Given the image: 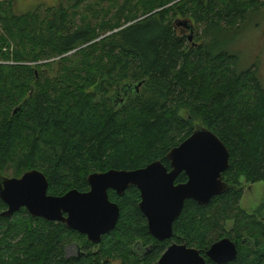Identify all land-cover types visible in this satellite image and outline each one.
<instances>
[{"label": "trees", "instance_id": "16d2710c", "mask_svg": "<svg viewBox=\"0 0 264 264\" xmlns=\"http://www.w3.org/2000/svg\"><path fill=\"white\" fill-rule=\"evenodd\" d=\"M86 1L75 0V8ZM117 2L118 16L97 23L83 17L76 27L75 14L63 6L46 8L42 17L38 11L17 15L13 1H0V171L18 159L13 177L38 169L51 195L87 192L94 172L137 170L155 161L170 169L169 153L199 119L230 151L223 173L230 188L209 204L187 200L173 239L203 255L229 237L240 251L229 264H264V221L240 206L242 180L264 182V88L257 69L239 71V56L227 49L237 26L264 0H114L110 12ZM181 16L227 27L208 25L210 45L188 50L173 22ZM140 82L137 91L133 85ZM185 108L187 114L179 113ZM187 180L182 173L176 183ZM109 196L121 207L116 228L100 250L75 259L66 257L65 247L85 235L26 208L4 217L7 204L0 198V264H75L119 255L138 264L124 252L151 238L139 190ZM166 246L160 243L152 260Z\"/></svg>", "mask_w": 264, "mask_h": 264}, {"label": "water", "instance_id": "95a60500", "mask_svg": "<svg viewBox=\"0 0 264 264\" xmlns=\"http://www.w3.org/2000/svg\"><path fill=\"white\" fill-rule=\"evenodd\" d=\"M178 25L190 28L192 40L195 28L185 20H178ZM133 86L139 91L142 82ZM18 111L19 107L14 113ZM168 158L170 169L155 161L137 170L94 172L88 177L89 191L73 189L62 196L49 194L46 175L36 169L20 178L0 176V198L7 204L1 215L12 217L26 208L34 217L65 224L100 243L105 234L116 228L121 216L120 206L110 200L109 191L123 196L128 188L135 186L141 193L139 208L147 219L150 234L165 241L173 237L174 223L182 215L187 200L209 204L230 188L223 173L231 165L228 147L216 133L204 127H197L171 150ZM182 173H186L187 182L176 183ZM238 254L237 244L225 237L214 242L206 256L224 264L235 261ZM158 264H207V259L197 248L175 243L166 249Z\"/></svg>", "mask_w": 264, "mask_h": 264}, {"label": "rangeland", "instance_id": "374dc122", "mask_svg": "<svg viewBox=\"0 0 264 264\" xmlns=\"http://www.w3.org/2000/svg\"><path fill=\"white\" fill-rule=\"evenodd\" d=\"M0 1H13V9L17 15H21L24 13H31L32 11H38V14H41L42 17H45V15L49 14L48 11H45L46 8L54 7L55 10L56 7L59 8V6H63V8L66 9V11L75 14L74 21L76 27H78L79 24L82 22L83 17L89 19L90 22L94 21L95 23L102 20V18L107 17L109 14L116 17L119 15L118 9L120 7V3L117 2L118 3L117 7L114 8L112 12H110L111 9L110 5L114 0H87L86 2H84V4L81 6L80 9L75 8L76 7L74 3L75 0H0ZM168 7L169 6H164V8H161L158 11L165 10V8ZM106 11L108 12L106 13ZM179 19L188 21L190 25L195 28L194 37L192 40H190L188 38L189 35L191 34L190 28H187V25H178L181 26L184 30H187V32L184 33V31L178 29L179 31L177 34H179L180 36L182 34L188 35L187 38L189 40L188 39L185 40L186 45L189 48L188 50L199 49L200 51L201 49L206 48L210 45V42L212 41V37H211L212 35H206L204 33L205 29L208 28V25H215L217 28H222L221 26L227 27V25L224 22H219V20H211L210 18H209L210 22L206 20H202L204 22L201 21L199 22L195 18L181 16L174 18L173 22H176ZM136 21L137 20L133 21L132 23ZM129 25L127 24L125 27ZM237 27L238 28L240 27L239 28L240 30L234 32L235 39L227 45V49L229 46L228 50H231L233 53L239 56V62H238L239 71H245L249 68L257 69V75L259 81L262 87L264 88V2L262 6H260L257 10L251 12L247 16L245 21L242 22V24ZM188 111L189 109L185 108L184 110L183 109L180 110L179 113L183 115V114H187ZM199 122L202 121H200L199 119L195 121L194 124L195 128L201 127L199 126V124H201ZM19 161L20 160L18 159H12L11 163L2 165V168H4L5 170L3 171V169H1L0 176L12 178L13 173L15 172V167L13 163L17 164ZM242 188L244 189V194L242 196L240 206L249 214H253V215L256 214L259 217V219L264 221V182L261 181L255 184H250L249 182L242 180ZM230 226H232V223L227 222L226 228L229 231H231ZM146 240L148 239L146 238ZM126 250L127 248L124 251ZM68 252L70 256L72 255L78 256L77 254L78 253L80 254L82 251L80 249H78L77 251L74 247L73 249H69ZM124 253L129 254V252H124Z\"/></svg>", "mask_w": 264, "mask_h": 264}, {"label": "flooded vegetation", "instance_id": "af4514ba", "mask_svg": "<svg viewBox=\"0 0 264 264\" xmlns=\"http://www.w3.org/2000/svg\"><path fill=\"white\" fill-rule=\"evenodd\" d=\"M178 29H181L182 31H184V33H186L187 32V30H184L181 26H176V32L178 33ZM181 36H183V39H185V40H187L188 38H187V36L188 35H184V34H182ZM189 40V39H188ZM12 178H14V177H12ZM132 187H135V186H132ZM137 188V187H136ZM138 189V188H137ZM90 190V189H89ZM139 190V189H138ZM110 191H114V190H110ZM109 191V192H110ZM114 192H116V191H114ZM117 193V192H116ZM118 194V193H117ZM139 194H140V201H141V193H140V191H139ZM124 196V195H123ZM110 197V196H109ZM112 201V200H111ZM140 201H139V203H140ZM112 202H114V203H117L119 206H120V204L118 203V202H115V201H112ZM120 209H121V207H120ZM140 209V208H139ZM141 211V210H140ZM142 213V212H141ZM143 214V213H142ZM145 217V216H144ZM146 219V218H145ZM147 220V219H146ZM147 225H148V222H147ZM76 232H78V231H76ZM78 233H80V232H78ZM110 233V232H109ZM109 233H107V234H105L103 237H102V240H101V242L100 243H94L93 241H91L90 239H89V237L87 236V235H85V234H83V235H85V238L86 239H84V240H77V239H74L72 242H70V243H68V245L65 247V252H66V257L67 258H78V256H79V258H83V257H85V256H87L88 254H92L93 252H95V251H98V250H100V247H98L101 243H102V241L104 240V237L106 236V235H108ZM81 234V233H80ZM173 237H174V235H173ZM173 237L172 238H170V239H167V240H165V241H159V240H157L156 238H154L152 235H151V238L149 239V240H147L146 242H144L143 240H141V239H138L135 243H134V245H132V248H131V250H128V252H129V255H130V259H131V261L133 262V263H138V264H151V263H153V264H158V261H159V259L161 258V256L163 255V253L166 251V249L169 247V246H171L172 244H182V243H185V242H177V241H175L174 239H173ZM86 241H88L89 243H91V244H93V245H86V244H84V242H86ZM236 244H237V242L235 241V240H233ZM243 242H248V240L247 239H244L243 240ZM160 243L162 244H165V245H167L166 246V249H165V251L161 254V256L159 257V258H157V259H155V261L154 260H152V258L155 256V251H156V247L158 246V245H160ZM187 244V243H186ZM83 246H87L89 249V251H87V250H85L84 248H83ZM75 247V249L78 251V249H80L82 252L79 254H77L78 256H76V255H72V256H70L69 255V252H68V250L69 249H73ZM210 248V247H209ZM237 248H238V244H237ZM84 250V251H83ZM238 251H239V248H238ZM74 253V252H73ZM206 253H207V251L205 252V254H203V256L204 257H206V259H207V264H212V263H214V264H218V263H215V262H213L209 257H207L206 256ZM239 253H240V251H239ZM238 256H239V254H238ZM92 257V256H91ZM91 257L90 258H87L83 263L81 262V263H79V262H75V264H127V261H126V259H125V257H122L121 255H119L118 256V258H110L109 256L108 257H105V258H102L101 256H98V257H96L95 259H94V261L92 262V260H91ZM133 257V258H132ZM99 258H100V260H99ZM154 261V262H153ZM234 262V261H233ZM229 263H231V262H229ZM229 263H224V264H229Z\"/></svg>", "mask_w": 264, "mask_h": 264}, {"label": "bare ground", "instance_id": "6f19581e", "mask_svg": "<svg viewBox=\"0 0 264 264\" xmlns=\"http://www.w3.org/2000/svg\"><path fill=\"white\" fill-rule=\"evenodd\" d=\"M189 246V245H188Z\"/></svg>", "mask_w": 264, "mask_h": 264}]
</instances>
